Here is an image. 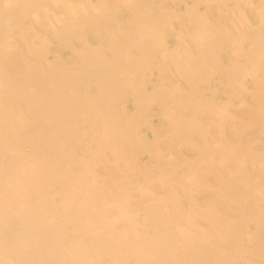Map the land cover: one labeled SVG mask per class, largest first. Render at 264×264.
<instances>
[{"label": "bare ground", "instance_id": "obj_1", "mask_svg": "<svg viewBox=\"0 0 264 264\" xmlns=\"http://www.w3.org/2000/svg\"><path fill=\"white\" fill-rule=\"evenodd\" d=\"M25 1L0 0V264L264 257V0Z\"/></svg>", "mask_w": 264, "mask_h": 264}, {"label": "rangeland", "instance_id": "obj_2", "mask_svg": "<svg viewBox=\"0 0 264 264\" xmlns=\"http://www.w3.org/2000/svg\"><path fill=\"white\" fill-rule=\"evenodd\" d=\"M8 2L7 3H9V5L10 4H13V5H10L11 6V8L13 7H16V6H18L17 7V10L14 8V11H12V15L11 16H9L10 18H11V20H12V18H18L17 20H19L20 22L21 21H23L27 16L26 15H21V11H18L19 9H21L22 7H24L22 4L23 3H21V2H23V1H25V0H7ZM30 0H27V2H29ZM11 2V3H10ZM26 2V1H25ZM26 2V3H27ZM7 3H5L4 4V6L3 7H5V6H7ZM21 3V5H20V8H19V4ZM17 4V5H16ZM29 4L31 5L32 4V2L30 1L29 2ZM2 7V8H3ZM8 7V6H7ZM30 7V6H29ZM191 8H193L192 6H188V9H191ZM13 10V9H12ZM25 10V9H24ZM23 10V11H24ZM22 11V12H23ZM15 12H20L19 13V15L18 14H16V16H15V14L14 13ZM10 14H11V11L9 12ZM14 14V15H13ZM4 16H6V15H4ZM3 16V14L0 16V17H2V18H0V20L1 21H3L4 20V17ZM28 16H31V14H29ZM6 18H7V16H6ZM5 18V19H6ZM28 19V18H27ZM0 21V24L2 23ZM5 21V22H4ZM3 22L4 23H6V20H4ZM27 23H29L28 21H26ZM55 50V49H54ZM69 58V54H65V59L67 60ZM247 74V73H246ZM157 78L156 77H153L152 79H150L149 81H148V83H153L154 82V80H156ZM217 80V78L213 81L212 80V87H211V89H215V84H216V81ZM154 110V111H153ZM154 113V114H153ZM157 115H159V110H155V109H151L150 111H148L147 112V116H146V118L148 119V121L149 122H151V119H152V117H154L153 119H152V122L155 124V125H157V124H159L160 123V121L158 120V117H157ZM149 116V117H148ZM124 124H125V121H124ZM162 124H164L165 125V122H163L162 121ZM87 126V127H86ZM124 127L125 126H122V129H124ZM84 129H85V131H84ZM145 129V128H144ZM77 131H78V134H77ZM128 131V130H127ZM143 131V130H142ZM75 133L77 134V138L79 139H83V141H84V144L85 145H89L88 143H90L91 142V140L95 137L94 135V130L92 129V127L90 126V125H86V124H79L76 128H75ZM88 133V134H87ZM124 133L126 134L127 132H125L124 131ZM83 134H85V135H83ZM87 135V136H86ZM99 135V134H98ZM97 135V136H98ZM86 136V137H85ZM150 136H151V134H150ZM90 137V138H89ZM122 138V137H121ZM81 139V140H82ZM90 140V141H89ZM122 140V139H121ZM252 142H254V141H252ZM251 142V143H252ZM91 145V148H92V150H94V148H95V144H90ZM73 147H75L76 149L74 150V152H72V153H70V156H71V158L73 159V162H75L74 164H76V165H74V167H73V171L75 172V170L77 171V169L79 168V165H81V163H80V161H82L83 159H82V156L84 155L83 153H81V148H82V145H77L76 143L75 144H73ZM78 152V153H77ZM81 153V154H80ZM77 155V156H76ZM78 155H79V157H78ZM126 157L127 158H129V161L127 162V163H125L126 164V166L127 167H129V171H127V173L128 174H130L131 176H133L134 175V167H135V161H136V159L135 158H133V157H135V155H133V156H131V154L130 153H127L126 154ZM146 158V157H145ZM144 158V159H145ZM144 159H142L143 161H145ZM157 160V159H156ZM88 161H90V157L87 159V162ZM119 161V162H118ZM121 161V162H120ZM85 162L86 161H84L83 163L84 164H82L80 167H83V165H85ZM117 163H119V166H121V168L120 169H122V166H125V164H122V160H115V162H114V164H117ZM134 163V164H133ZM151 170H153V167L152 166H150L149 167ZM119 173V174H118ZM118 173H117V176L116 177H120V174H121V171H118ZM132 173V174H131ZM123 174H124V172H123ZM122 175V174H121ZM136 175V174H135ZM137 176V175H136ZM95 177V176H94ZM123 177H124V175H123ZM122 177V178H123ZM138 177V179L139 180H141L142 178H140L139 176H137ZM95 179H96V177H95ZM247 193V195L248 196H250L252 193L250 192V191H246ZM221 211H222V209L221 208H219L218 209V217H220L221 216ZM254 230V227L253 226H249V227H247L246 229H245V233H250V232H252ZM69 233V232H68ZM70 235V234H69ZM248 238V239H247ZM248 240H249V235H246V237H245V248H244V257L246 258V263L245 264H264V257L263 256H259V253H253V252H255V251H252V250H254L253 248V245H252V243H251V245L248 243ZM249 251H248V250ZM260 253H261V251H260ZM253 254V255H252ZM257 254V255H256ZM261 255V254H260ZM134 259H129L128 261H124V262H121L120 264H135V260L133 261ZM247 260H248V262H247ZM105 261H106V264H112L111 263V259H110V257H108V260H107V258L105 259ZM110 261V262H109ZM160 264H162V263H160Z\"/></svg>", "mask_w": 264, "mask_h": 264}]
</instances>
